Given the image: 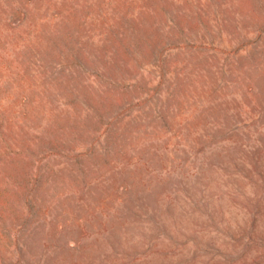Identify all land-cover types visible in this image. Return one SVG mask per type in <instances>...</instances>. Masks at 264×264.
<instances>
[{
    "label": "rangeland",
    "instance_id": "rangeland-1",
    "mask_svg": "<svg viewBox=\"0 0 264 264\" xmlns=\"http://www.w3.org/2000/svg\"><path fill=\"white\" fill-rule=\"evenodd\" d=\"M0 264H264V0H0Z\"/></svg>",
    "mask_w": 264,
    "mask_h": 264
}]
</instances>
